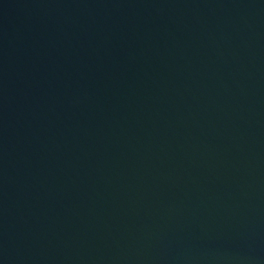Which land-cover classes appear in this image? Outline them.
I'll list each match as a JSON object with an SVG mask.
<instances>
[{
	"label": "water",
	"instance_id": "obj_1",
	"mask_svg": "<svg viewBox=\"0 0 264 264\" xmlns=\"http://www.w3.org/2000/svg\"><path fill=\"white\" fill-rule=\"evenodd\" d=\"M0 264H264V0H0Z\"/></svg>",
	"mask_w": 264,
	"mask_h": 264
}]
</instances>
